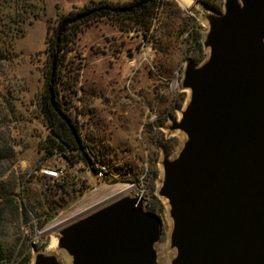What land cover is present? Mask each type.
Returning a JSON list of instances; mask_svg holds the SVG:
<instances>
[{"label":"rangeland","instance_id":"1","mask_svg":"<svg viewBox=\"0 0 264 264\" xmlns=\"http://www.w3.org/2000/svg\"><path fill=\"white\" fill-rule=\"evenodd\" d=\"M98 1L130 0H25L24 32L11 53H0V186L18 207L17 216H1L0 238L16 248L35 243L28 264L38 253L71 264L58 246L59 231L119 198L137 197L162 221L157 264H172V219L159 193L162 163L174 159L187 139L171 125L190 98L182 85L186 65H199L208 55L203 42L212 13L202 4L222 12L224 0H159L145 18L148 30L132 21L100 19L78 32L67 61L76 91L70 112L99 167L90 171L82 162L44 156L40 142L47 129L37 104L46 88L47 29L60 15ZM42 168L63 174L49 178ZM27 200L30 206H24Z\"/></svg>","mask_w":264,"mask_h":264},{"label":"water","instance_id":"2","mask_svg":"<svg viewBox=\"0 0 264 264\" xmlns=\"http://www.w3.org/2000/svg\"><path fill=\"white\" fill-rule=\"evenodd\" d=\"M202 6L212 13L203 42L208 55L186 65L182 85L190 98L171 125L187 139L162 163L159 193L172 219V264H264V0H224L222 12ZM97 10L61 19L55 42L68 25ZM56 55L46 91L76 138L55 101ZM161 231L160 217L126 196L63 227L57 242L71 264H157ZM31 264L62 263L38 253Z\"/></svg>","mask_w":264,"mask_h":264},{"label":"trees","instance_id":"3","mask_svg":"<svg viewBox=\"0 0 264 264\" xmlns=\"http://www.w3.org/2000/svg\"><path fill=\"white\" fill-rule=\"evenodd\" d=\"M132 1H134V3L139 1L141 6L135 7ZM137 1L130 0L129 2L122 4H112L106 1H98L93 4H85L76 11L70 12L66 15H60L57 19V24L52 25L49 29H47L44 50L45 87L47 88L49 83L51 57L57 50L55 74L53 77L55 101L58 110L65 115V118H67L75 128L77 137L75 138L73 136L65 120L61 118L57 114V111L52 108L45 88V90L41 93L37 104L39 113L47 129L44 139L40 142V148L45 157L56 154L63 157L70 165L82 162L87 166V162L83 155V152H85L87 153L89 160L92 162L91 168H95L93 161L89 156V151L86 149L78 124L70 112V98L76 91L74 89V85L72 84L73 77L70 75L71 70L67 67L68 54L73 50V45L78 32L100 19H106L116 25H120L126 21H132L139 25L140 28L148 30L149 24L145 21V18L155 7H157L159 0H149L146 3H142L144 0ZM136 5L138 6V4ZM28 7L29 6L25 3V0H0V53L4 56L11 53L14 46L13 41L16 36L24 32L22 26L27 23V15L24 14L23 11H26ZM122 7H131V11L113 10ZM93 8H98V10L82 20L68 25L65 31L61 34L59 42H55V30L61 19ZM15 22L18 27H11V24ZM77 140H79L80 145ZM96 169H99V167H96L95 170ZM58 186L62 192H66L63 188V184L60 183ZM78 191H80V189ZM13 201L14 198L12 197V193L9 191L2 193L0 186V218L3 214L17 216L18 207L13 203ZM25 202L24 206H27L30 203L28 200ZM50 217L51 216L49 215L47 219ZM16 246L17 245L10 247V244L4 240V238H0V264L29 263L30 250L36 249L35 243L24 242L20 244L18 248H16Z\"/></svg>","mask_w":264,"mask_h":264},{"label":"built area","instance_id":"4","mask_svg":"<svg viewBox=\"0 0 264 264\" xmlns=\"http://www.w3.org/2000/svg\"><path fill=\"white\" fill-rule=\"evenodd\" d=\"M41 171L44 175L48 176L49 178H58L63 174V171L60 169L42 168Z\"/></svg>","mask_w":264,"mask_h":264},{"label":"flooded vegetation","instance_id":"5","mask_svg":"<svg viewBox=\"0 0 264 264\" xmlns=\"http://www.w3.org/2000/svg\"><path fill=\"white\" fill-rule=\"evenodd\" d=\"M136 1H137V0H136ZM132 2H133V5H134L135 7H140V6H141L139 1H137V3H134V1H132ZM136 4H138V6H136ZM128 12H130V11H128Z\"/></svg>","mask_w":264,"mask_h":264},{"label":"bare ground","instance_id":"6","mask_svg":"<svg viewBox=\"0 0 264 264\" xmlns=\"http://www.w3.org/2000/svg\"><path fill=\"white\" fill-rule=\"evenodd\" d=\"M187 1H190V0H187ZM187 3V2H186Z\"/></svg>","mask_w":264,"mask_h":264},{"label":"crops","instance_id":"7","mask_svg":"<svg viewBox=\"0 0 264 264\" xmlns=\"http://www.w3.org/2000/svg\"><path fill=\"white\" fill-rule=\"evenodd\" d=\"M52 244H54V243H52Z\"/></svg>","mask_w":264,"mask_h":264}]
</instances>
